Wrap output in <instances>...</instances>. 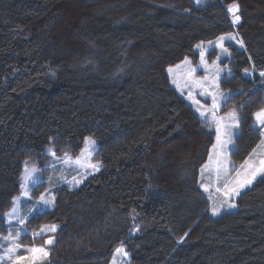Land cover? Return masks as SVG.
Wrapping results in <instances>:
<instances>
[{"label":"trees","instance_id":"trees-1","mask_svg":"<svg viewBox=\"0 0 264 264\" xmlns=\"http://www.w3.org/2000/svg\"><path fill=\"white\" fill-rule=\"evenodd\" d=\"M188 2L0 0V234L26 161L44 168L48 146L60 157L76 155L85 137L98 143L99 170L74 187L53 183L54 206L25 223L59 226L41 264H109L119 245L129 264H264V178L237 210L209 214L198 176L213 135L166 71L232 31L226 6L239 5L244 49L221 84L239 99L242 161L260 137L264 0Z\"/></svg>","mask_w":264,"mask_h":264},{"label":"rangeland","instance_id":"rangeland-1","mask_svg":"<svg viewBox=\"0 0 264 264\" xmlns=\"http://www.w3.org/2000/svg\"><path fill=\"white\" fill-rule=\"evenodd\" d=\"M205 0H201L200 3H202ZM261 1V0H258ZM247 7L250 5V0H245ZM200 3H197L196 0H189L188 5L190 9L196 8ZM170 5V4H168ZM77 7V6H76ZM228 7L226 6V10L228 12ZM250 7V6H249ZM256 7V6H255ZM239 14V13H238ZM229 18L232 21V16L228 12ZM240 23V21H239ZM238 23V24H239ZM232 24V23H231ZM232 25V31L229 33L223 34L221 36H227L228 34H232L235 36V39H225L223 43V47L227 49V52H224L221 47L218 46L220 43L218 41L217 37L216 39L210 40L211 44H209V41L205 42H199L195 45L194 51L196 53V58H184L182 61L171 65L167 68V75L170 80L171 85L178 91V93L187 101V103L193 108L196 115L202 120L204 126L206 129L212 133L213 135V143L212 146L209 149V153L207 156V159L205 163L201 166V168L204 165H209L207 169H205L203 178L201 177V168L199 170V176H198V185L200 187L201 183L209 185L210 191L206 192L204 189L200 187L202 190L204 196L207 198L209 202L208 206V212L212 217L219 216L224 211H235L238 209L237 205V199L240 196V194L246 190L247 188L251 187L252 184L256 181L254 180L253 183L244 189H241V192L236 197H225L221 193H217L215 191L216 187L223 188V182L217 181L216 178V159H217V153H220L221 150L219 147L217 149H213V145L217 144V121H220L221 126V136L222 139L228 140V131L229 126L233 124L232 119L229 117V113L232 111H235L238 116V127L231 128V143L227 145V148L224 149L221 153L222 158L226 159L229 162V173L231 176H235V172L240 169V166L244 163L245 160H251L255 163L256 166H259V162L261 159H264V148H257V145L261 143L262 137L260 135V131L258 130V125L255 123V117H254V126L258 130V134L260 135L259 141L256 143L255 147L253 149H257L256 153L250 157V153H253V149L244 157L242 161H236L234 159V155L238 153L240 150V140L242 137H240L241 132V124H242V115L238 111V102L239 99L233 97L234 92L222 88V81L224 79L231 78L233 74L230 63L234 56L235 50H243L244 45L237 43V41H242L241 37L237 31V25ZM82 41L89 46V44L86 43V41ZM199 45L200 47H197ZM203 52V60L206 62L201 61V53ZM213 61H215V64H213ZM179 65V67H177ZM169 68L172 69L171 72H169ZM217 68L221 69V71L217 75ZM192 69H195L193 72ZM252 73L254 74V69L251 67V70L249 71V75L251 77ZM231 76V77H230ZM207 78V79H205ZM252 78V77H251ZM252 80V79H251ZM201 93H204L203 95ZM223 94L224 97H226V100L219 101V105L217 109L215 110V119L213 118L211 108L213 104L212 94H217L219 99V94ZM198 102V103H196ZM200 109V111H205V109H208L209 111L205 112V117H202L200 115V111H197V109ZM220 118H223L222 120ZM92 138V137H91ZM94 139V138H92ZM95 140V139H94ZM96 141V140H95ZM97 141H96V147L95 151L92 153L90 160L87 158L86 154L82 156L81 150L76 155L69 154L71 161H73L72 164H66L63 162L64 160V154L62 156H56L57 158H54L51 153L49 152V148H52L51 146H48L46 148L47 152L51 155V158L49 162L44 166V168H41L37 166L34 163H28V167H35L38 169V172L36 173L38 177V181L35 185H30L29 195L28 196H21V183H22V177L24 175L25 170V164L23 166V170L21 173L20 178V193L15 197H20V201L17 204V218L13 219L11 221L8 220V218L3 216V213L8 212L12 208V203L9 204L2 212V217L4 220L5 225L7 226L6 232L3 234L1 233L0 236H6L9 234V231H11L12 235H16V229L19 226L18 221L20 219H25L26 222L28 221V218L30 215H32L35 211L30 212V210L34 209V206L36 205V202L38 198L40 197L41 193H44L47 189L48 192L46 193V198L51 199L53 197L51 188L53 187V183H64L69 187H74L77 185H69L68 181L72 180L73 177H76L77 179H80L81 176L84 175L85 169H81L79 166H77L74 161L77 157H80L83 163H96L99 162L94 156L95 152L97 150ZM85 143L83 144L82 149H84ZM210 154L212 155V159L210 160ZM100 163V162H99ZM89 174L94 172L92 169L86 170ZM88 174V175H89ZM87 175V176H88ZM86 176V177H87ZM258 178V177H257ZM256 178V179H257ZM42 182H45L46 187L41 189ZM82 182V181H81ZM80 184V183H79ZM78 184V185H79ZM40 187V188H39ZM211 196V199L209 197ZM233 203L235 204V207H227V204L225 203ZM219 207L221 211L213 215L212 214V207ZM51 208V207H49ZM47 209V208H45ZM27 218V219H26ZM50 224V223H49ZM27 229L26 233H32L33 231H39L38 229H31L28 228V226H24ZM48 238V237H47ZM45 238V239H47ZM44 239V240H45ZM19 243L22 245L31 246L32 244L29 243H23L21 242V239L19 238ZM36 244V243H35ZM36 245H42V244H36ZM9 247V242L0 240V254H3V250ZM123 248L124 252H127L124 245H119L111 259L109 264H129V254L127 252V256H125L122 252H118L117 249ZM47 250V249H46ZM48 251V250H47ZM17 255L21 257L28 256L29 253H27L23 248L20 249L17 253Z\"/></svg>","mask_w":264,"mask_h":264},{"label":"snow or ice","instance_id":"snow-or-ice-1","mask_svg":"<svg viewBox=\"0 0 264 264\" xmlns=\"http://www.w3.org/2000/svg\"><path fill=\"white\" fill-rule=\"evenodd\" d=\"M197 3H200L201 0H196ZM228 12L232 16V25H236L239 23L241 20L240 15L238 14L239 12V5L236 3H233L229 5L228 7ZM225 39H235V36L232 34H228L227 36H221L218 38V41L220 42L218 44L219 47L224 52H227V49L223 47V41ZM213 42L209 41V44ZM237 43H240L241 45L243 44L242 41H237ZM197 47H200L197 45ZM203 52L201 53V61L206 63L203 60ZM187 62V58L186 61ZM213 64H215V61H213ZM179 67V65H177ZM169 72L172 71L171 68L168 70ZM194 72L195 69H192ZM221 71V69L217 68V75ZM248 70L245 69V72ZM261 76H264V72L260 73ZM207 79V78H205ZM202 95L204 93H201ZM212 99H213V104L211 108V112L213 115V118L215 119V110L217 109L219 105V101L221 100H226V97L221 93L219 94V99L217 94H212ZM198 103V102H196ZM197 111H200L198 108ZM209 111L208 109H205V111H200V115L202 117H205V112ZM229 117L232 119L233 124L229 126V131H228V140L222 139L221 136V126H220V121H217V144L213 145V149H217V147L220 148L221 152L217 153V159H216V178L217 181L223 182V188L216 187L215 191L217 193H221L225 197H236L237 195L240 194L241 189H244L245 187L251 185L254 180H256L257 177L264 178V159H261L259 162V166H256L255 163L251 160H245L244 163L240 166V169L235 172V176H231L229 173V162L226 159L222 158V151L227 148V145L231 143V128L238 127V116L235 111L230 112ZM253 116L255 117V123L259 126L258 130L260 131V135L262 137L261 143L257 145V148H264V107L260 108L258 111L253 113ZM221 120L223 118H220ZM84 143H85V148L81 149V154L84 156L86 154L87 158H89L92 155V153L95 151L96 147V141L92 139L91 137H85L84 138ZM257 149H253V153H250V157H252L256 153ZM49 152L54 158L59 159L56 157V152L54 149L49 148ZM210 160L212 159V155L210 154ZM64 163L66 164H72L73 161H71V158L68 153H64ZM74 163L79 166L81 169H85L84 175L80 177V179H77L76 177H73L72 180L68 181L69 185H78L81 183L83 179L86 178V176L89 174L86 170L87 169H92L93 171H98L99 168L101 167L99 162L96 163H83L80 157H77ZM209 165H204L201 168V177L203 178L205 169H207ZM38 172V169H36L34 166L33 167H28L27 161L25 162V170H24V175L22 177V183H21V196H28L29 195V190H30V185H35L38 181V177L36 173ZM200 187L204 189V191L208 192L210 191L209 185L201 183ZM48 190L46 189L44 193L40 194V197L38 198L36 205L34 206V209L30 210V212L35 211L36 213H41L43 209L49 208L54 206V200L55 197H52L51 199L46 198V193ZM211 199V196L209 197ZM20 201V197H14L12 201V208L10 211L3 213V216L8 218L9 221L16 219L17 218V204ZM227 207H235V204L233 203H227ZM212 214L216 215L218 214L221 209L219 207L213 206L212 209ZM27 219V218H26ZM26 223L25 219H20L18 221V224L20 227L16 229V235L13 236L11 231H9V234L6 236H0V240L7 241L9 242V247L3 250V254H0V264H41V262L46 259L49 255V252L46 250L48 246H51L55 242V237L54 234L56 233L58 229L57 224H42L40 226L39 231H33L31 235L33 238L37 237H42L43 235H46L48 233H52L53 235H49L47 239L43 241L42 245H36L33 243L31 246L27 245H22L19 243V238L22 234H26L27 229L24 227ZM139 230V225L135 226L132 231H138ZM187 235V233L185 234ZM183 237H181V240ZM24 249L27 253H29L28 256L21 257L17 255L18 251L20 249ZM118 252H122L125 256H127V252H124L123 248L117 249Z\"/></svg>","mask_w":264,"mask_h":264}]
</instances>
